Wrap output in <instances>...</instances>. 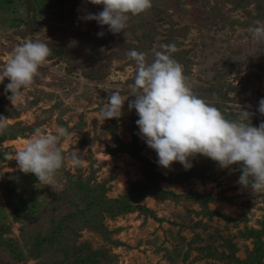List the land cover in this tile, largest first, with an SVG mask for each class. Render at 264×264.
<instances>
[{
  "label": "rangeland",
  "instance_id": "rangeland-1",
  "mask_svg": "<svg viewBox=\"0 0 264 264\" xmlns=\"http://www.w3.org/2000/svg\"><path fill=\"white\" fill-rule=\"evenodd\" d=\"M102 10L89 0H0V70L26 40L52 50L15 106L9 79L0 83L8 125L0 134V264H264V193L237 183L238 165L222 169L201 155L190 170L179 162L162 168L128 108L134 97L120 118L101 112L105 89L129 95L130 50L151 62L153 49L175 44L172 56L194 93L230 120L245 107L259 126L264 41L249 28L264 23V0H152L115 34L81 19ZM60 127L68 134L54 191L13 159L36 128ZM73 151L82 166L71 163Z\"/></svg>",
  "mask_w": 264,
  "mask_h": 264
},
{
  "label": "clouds",
  "instance_id": "clouds-1",
  "mask_svg": "<svg viewBox=\"0 0 264 264\" xmlns=\"http://www.w3.org/2000/svg\"><path fill=\"white\" fill-rule=\"evenodd\" d=\"M89 2L103 5V10L88 13L81 19L96 20L101 26L107 25L114 34L126 31L129 14L139 15L152 7V0ZM249 31L254 40L264 41V23L260 20L254 21ZM163 48V51L152 50L151 62L147 53L134 49L128 52L136 64L134 82L128 86L127 97H123L119 89H105L109 95L101 109L104 119L122 117L125 101L132 96L134 99L128 103V108L135 109L139 134L156 152L159 166L171 169L174 162H179L185 170H190L194 166L192 160L202 155L222 169L238 165L242 174L237 183L255 195L264 193V121L259 126L253 125L254 113L243 106L237 119L226 118L213 103L188 86L182 65L172 56L177 51L176 45L168 44ZM51 54L50 47L40 40H26L15 46L11 58L0 70V83L5 78L10 81L5 93H11L8 99L14 106L23 90L40 75V68ZM258 112L264 116V98L259 101ZM7 127L4 117H0V134ZM67 134L64 127L54 134L36 128L25 147L15 153L13 160L17 162V170L34 174L38 183L56 191V176L65 165L60 141ZM71 163L82 166V154L73 151Z\"/></svg>",
  "mask_w": 264,
  "mask_h": 264
},
{
  "label": "trees",
  "instance_id": "trees-1",
  "mask_svg": "<svg viewBox=\"0 0 264 264\" xmlns=\"http://www.w3.org/2000/svg\"><path fill=\"white\" fill-rule=\"evenodd\" d=\"M11 189H14V187H11ZM119 206H122L124 208L125 206H127V201L120 202ZM75 216H76V214H73V217H75ZM64 228H65L64 225H60L59 226L60 232H62V230H64ZM53 238H55L54 233L50 237L45 238L44 240L52 241Z\"/></svg>",
  "mask_w": 264,
  "mask_h": 264
}]
</instances>
